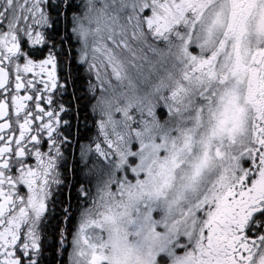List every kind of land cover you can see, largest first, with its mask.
<instances>
[{"label":"snow or ice","instance_id":"obj_1","mask_svg":"<svg viewBox=\"0 0 264 264\" xmlns=\"http://www.w3.org/2000/svg\"><path fill=\"white\" fill-rule=\"evenodd\" d=\"M0 264H264V0H0Z\"/></svg>","mask_w":264,"mask_h":264}]
</instances>
